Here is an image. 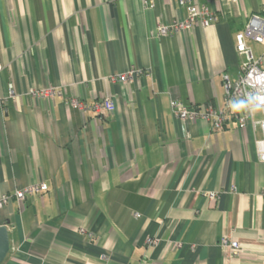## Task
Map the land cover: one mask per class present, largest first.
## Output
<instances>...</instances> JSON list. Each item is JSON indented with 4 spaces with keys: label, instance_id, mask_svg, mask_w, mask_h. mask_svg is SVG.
<instances>
[{
    "label": "crops",
    "instance_id": "obj_1",
    "mask_svg": "<svg viewBox=\"0 0 264 264\" xmlns=\"http://www.w3.org/2000/svg\"><path fill=\"white\" fill-rule=\"evenodd\" d=\"M200 2L220 19L159 35L185 17L178 0H0V197L48 184L0 208L1 264H264L260 124L215 130L171 108L222 105L243 59L235 35L264 0ZM48 86L53 98L31 93ZM104 96L116 109L103 115Z\"/></svg>",
    "mask_w": 264,
    "mask_h": 264
},
{
    "label": "built area",
    "instance_id": "obj_2",
    "mask_svg": "<svg viewBox=\"0 0 264 264\" xmlns=\"http://www.w3.org/2000/svg\"><path fill=\"white\" fill-rule=\"evenodd\" d=\"M226 3H238L239 0H221ZM145 7H153L154 0H143ZM186 10V15L182 19H177L171 24H160L157 27L159 35H168L178 33L191 28L195 24H200L204 27L220 19L216 10L211 9L207 4L201 3L200 0H178ZM236 49L243 57L240 68L236 76L229 73L223 74L224 83V101L222 105H217L212 102L202 103L198 105H186L180 99L173 98L171 100V108L173 113L187 122H195L199 120L209 121L215 130H222L229 118L236 121L239 128H245L251 121L254 126L260 124L262 129V137L256 140L259 159L264 160V119L254 120L244 112H234L229 108V102L237 96H242L250 91H255L251 85L254 84V76L258 73H264V51L260 56L254 53L252 47L248 44V40L252 39L257 43L264 45V3L257 12L251 13L243 28L238 30L236 35ZM2 63L0 61V72ZM136 72L135 69H130L128 72L113 75V81L127 82ZM11 90L13 84L10 85ZM14 90V89H13ZM32 94L53 98L57 93V89L53 86H48L40 90H32ZM67 103L72 106H77L81 110H86V104L76 97H71ZM94 109L100 114H109L116 109L115 101L111 96H104L101 100L95 103ZM48 189V184L45 182L34 183L24 189L15 191L14 194H4L0 197V208L4 207L12 197L17 198L21 207L24 206L28 194H38ZM209 196L212 199H217V192H210ZM138 216L139 214L136 213ZM221 244L232 255H237L241 252V244L238 240L230 239L225 236L221 240ZM104 264L108 263V258L103 257Z\"/></svg>",
    "mask_w": 264,
    "mask_h": 264
},
{
    "label": "clouds",
    "instance_id": "obj_3",
    "mask_svg": "<svg viewBox=\"0 0 264 264\" xmlns=\"http://www.w3.org/2000/svg\"><path fill=\"white\" fill-rule=\"evenodd\" d=\"M255 91L247 92L242 96L234 97L229 102V108L234 112H244L255 117L258 113H264V73L254 76Z\"/></svg>",
    "mask_w": 264,
    "mask_h": 264
},
{
    "label": "water",
    "instance_id": "obj_4",
    "mask_svg": "<svg viewBox=\"0 0 264 264\" xmlns=\"http://www.w3.org/2000/svg\"><path fill=\"white\" fill-rule=\"evenodd\" d=\"M9 222L0 225V264L6 259L11 249V239L8 228Z\"/></svg>",
    "mask_w": 264,
    "mask_h": 264
},
{
    "label": "rangeland",
    "instance_id": "obj_5",
    "mask_svg": "<svg viewBox=\"0 0 264 264\" xmlns=\"http://www.w3.org/2000/svg\"><path fill=\"white\" fill-rule=\"evenodd\" d=\"M248 43H250L253 46V48L255 49L256 53L258 54V45H257V43H255L254 40H251V39L248 40Z\"/></svg>",
    "mask_w": 264,
    "mask_h": 264
}]
</instances>
